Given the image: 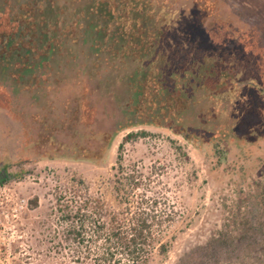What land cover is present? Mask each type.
I'll return each instance as SVG.
<instances>
[{"label": "rangeland", "instance_id": "rangeland-1", "mask_svg": "<svg viewBox=\"0 0 264 264\" xmlns=\"http://www.w3.org/2000/svg\"><path fill=\"white\" fill-rule=\"evenodd\" d=\"M91 1L39 0L38 42L53 49L44 57V82L31 84L29 74L19 83L0 65V264H95L101 242L78 253L60 244L58 196L84 181L109 221L123 207L116 189L122 167L142 174L137 198L145 192L175 214L139 264H264V122L242 116L236 95L197 86L186 96L185 123L232 129L239 139L216 134L194 142L148 124L147 116L132 126L121 104L133 90L135 56L119 58L116 71L105 62L150 55L144 65L153 61L166 73L188 55H215L219 68L226 57L264 86V22L243 13L230 21L219 0H112L122 18L117 37L99 40L95 25L82 37L65 26L66 13ZM2 10L15 17L19 0H0ZM120 67L129 74L110 82ZM130 133L139 134L125 141Z\"/></svg>", "mask_w": 264, "mask_h": 264}, {"label": "trees", "instance_id": "trees-1", "mask_svg": "<svg viewBox=\"0 0 264 264\" xmlns=\"http://www.w3.org/2000/svg\"><path fill=\"white\" fill-rule=\"evenodd\" d=\"M40 3L39 0H19L20 10L16 18H9L5 10L0 11L2 12L1 27L7 26L6 21L11 25H9L10 29L7 28L8 30L5 31H1L0 28V65L6 72L10 71V76L13 78L17 79V75L19 81H16L19 83H22L29 74L33 76L31 84L36 80L39 82L37 84L46 80L42 76L44 74L42 69L45 68L44 62L51 56L49 54L53 49H44L38 42L40 23L37 22L36 8ZM112 3V0H106L105 3L92 0L82 12L73 13L72 17H68L66 13V20H69V23L65 22L66 29H71L77 36L79 34L82 37L87 33V29L91 30L90 25H95L99 40H103L106 36L109 37V41L115 40L116 29L122 18L118 9L112 8ZM109 21L110 25H108ZM125 34L132 37V31ZM125 34L123 37H127ZM99 46L96 47L98 50L101 48ZM132 56H135L133 59L135 65L134 72L130 75L134 76L129 78L128 84L133 90L125 99V104H121L125 109V118L136 120L132 126L141 125L139 118L147 116L150 119L148 124L167 127L194 142L205 138L212 140L216 138V134L224 140L232 136L239 139L238 133L232 129L204 130L202 127L185 123L183 113L189 106L186 96L189 92L193 93L194 87L197 86L216 91L218 95H231L233 98L236 95L242 116L252 112L258 117L260 121L258 124L264 122V112H262L264 104L259 100L264 98V86L249 79L244 67L236 70L237 66L230 59L225 57L222 61L224 65L219 68L215 55H204V57L188 55V61L180 59L184 64L183 67L178 69L173 66L174 63H170L169 71L166 73H163L160 67L155 68L153 61L144 65V61H147L150 55H112L111 60L105 62L109 68L116 71L119 58L126 59ZM117 73L114 74L118 75L117 78L109 80L110 82L124 81L129 74L122 67ZM222 131L224 132L220 134ZM138 134H128L125 141L137 137ZM257 137L261 136L257 134ZM123 146L124 144H121L120 148L122 149ZM120 172L116 189L123 207L120 211L113 212L109 221L101 217L103 202L90 195L84 181H81L80 187H75L70 196L64 193L58 196L60 213L58 221L62 226V233L58 235L60 244L63 247L67 245L73 253H78L82 251L80 248L86 245L101 242L95 264H139L151 253L159 231L175 219L173 212H162L159 209V199L145 192L139 193L140 196L137 198L136 192L142 186L141 173L126 172L123 167ZM87 255L89 253H86L85 258H89Z\"/></svg>", "mask_w": 264, "mask_h": 264}, {"label": "crops", "instance_id": "crops-1", "mask_svg": "<svg viewBox=\"0 0 264 264\" xmlns=\"http://www.w3.org/2000/svg\"><path fill=\"white\" fill-rule=\"evenodd\" d=\"M213 3H216V0H213ZM219 3L222 6L227 5V11L231 16L229 18L230 21L235 17L238 20L240 18L239 16H242L243 13L245 20L264 22V0H219ZM219 10L225 11L226 8L221 7ZM233 14H235V17H233Z\"/></svg>", "mask_w": 264, "mask_h": 264}]
</instances>
